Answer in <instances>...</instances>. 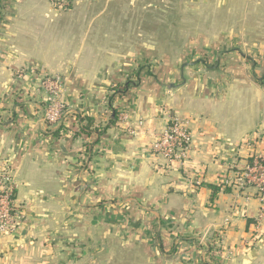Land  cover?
I'll list each match as a JSON object with an SVG mask.
<instances>
[{
  "label": "crops",
  "instance_id": "0c3cea01",
  "mask_svg": "<svg viewBox=\"0 0 264 264\" xmlns=\"http://www.w3.org/2000/svg\"><path fill=\"white\" fill-rule=\"evenodd\" d=\"M187 1L189 9L167 17L174 31L201 34L178 46V71L142 66L143 58L163 57L165 14L157 2L108 9L111 2L86 8L78 0L41 23L19 16L3 26L0 169L11 170L26 206L18 227L0 235V264H64L71 250L60 242L71 240L68 225L84 223L88 210L92 223H121L128 239L159 241L155 255L170 264H264V217L256 226L263 200L254 185L236 181L247 158L264 156L256 139L264 131V88L231 81L250 79L251 69L238 67L242 48L264 46V0ZM140 64L137 85L127 86ZM54 74L67 111L48 124L42 79ZM115 109L126 119L109 123ZM173 118L186 120L193 136L183 168L150 150ZM138 120L144 125L129 134Z\"/></svg>",
  "mask_w": 264,
  "mask_h": 264
},
{
  "label": "rangeland",
  "instance_id": "374dc122",
  "mask_svg": "<svg viewBox=\"0 0 264 264\" xmlns=\"http://www.w3.org/2000/svg\"><path fill=\"white\" fill-rule=\"evenodd\" d=\"M96 1L100 6H105L108 2H111L108 9L113 7V2L116 3V7L121 8L125 7V4H129L131 1L133 3L129 4L131 7L140 6L135 0ZM66 2L68 3L66 4ZM155 2H157V5L161 6L165 14V22L161 33L164 45L162 48L163 57L149 56L143 58V63H146V65L140 64L139 67L142 65L149 71V69L154 70V66L158 64L160 72H165L169 69L178 71L181 64L175 61L182 49L178 46H182L184 44L183 42L190 37V34L193 36L201 33H188L187 30L174 31L175 24L174 22L170 24V19H168L170 17H167L169 13H175L176 9H189V7H191L189 1L141 0L142 4H155ZM92 3L93 0H79V7H92ZM77 6L78 0H0V35L2 34L1 29L3 26H9L13 22L17 23L19 16L21 20L31 16L32 23L38 24L41 23V17L49 20L55 13H64V11H68V9L77 8ZM147 9H151V7L147 6ZM180 18L178 21L181 22ZM188 18V16L182 17L185 25L189 23L187 21ZM151 34L152 33H149L147 36L149 41ZM202 50L203 49H201V51ZM184 52L185 55L188 54L189 48H185ZM241 53L246 57L241 64H238V67L243 68V71H247V69L250 68L252 71L250 79L245 78L231 81L236 82L237 87L243 88L251 86L264 88V46L259 49L253 48L248 44L246 47L242 48ZM200 54L205 60L204 62H207V57L204 56V53ZM244 64L246 68H244ZM143 69L144 68L140 70L143 71ZM92 214L93 213L88 210L85 214L83 213L85 220L82 221H84V223L79 222L77 225H75V223L68 225L67 233H71V240H62L59 246L63 249L66 248L67 250H71V256L63 259L64 264H170L169 261L166 262L164 255H155L153 250L154 245L159 241L154 240L152 242L150 239L140 238L138 234L133 236L132 239H128L129 234L123 235L122 233L123 228L121 223L117 222L114 226L103 223L95 224L90 221ZM152 231L154 232V227ZM81 251H83L82 254Z\"/></svg>",
  "mask_w": 264,
  "mask_h": 264
},
{
  "label": "built area",
  "instance_id": "2783aa9c",
  "mask_svg": "<svg viewBox=\"0 0 264 264\" xmlns=\"http://www.w3.org/2000/svg\"><path fill=\"white\" fill-rule=\"evenodd\" d=\"M68 2H66L67 4ZM63 81L59 74L48 75L42 79V88L46 95L44 99L43 121L48 124H57L63 121L67 109L58 99L62 91ZM126 119L125 112L119 115V121ZM144 125L142 120L128 125L127 131L134 135ZM254 137L247 138L252 141ZM256 139L264 145V131ZM193 136L186 120L173 118L169 120L162 130L155 136L150 144V150L167 165L183 168L190 162V150ZM246 161L236 181L239 186L254 185L260 193L263 204L256 218V226L264 217V156H252ZM25 202L19 200L15 194V185L11 170L8 167L0 169V235L14 231L25 216Z\"/></svg>",
  "mask_w": 264,
  "mask_h": 264
},
{
  "label": "trees",
  "instance_id": "16d2710c",
  "mask_svg": "<svg viewBox=\"0 0 264 264\" xmlns=\"http://www.w3.org/2000/svg\"><path fill=\"white\" fill-rule=\"evenodd\" d=\"M141 68H142V66L139 67L137 70H135V71L133 72V77L136 78V81H135V82H132V79H130L132 76H129V77H128L127 86H134V85H137V84H136V83H137V80H138V76H137V75H138L139 70H140ZM118 93H119L118 91H117V92L115 91L114 94H117V95H118ZM119 115H120V112H118L116 109L113 110V111H112V116L109 118V123H116V122H118V121H119ZM86 120L88 121L86 127H88L89 124L92 123L93 119H91L90 117H86ZM251 160H252V158H247V161H251ZM212 188L215 189L214 186H213Z\"/></svg>",
  "mask_w": 264,
  "mask_h": 264
}]
</instances>
